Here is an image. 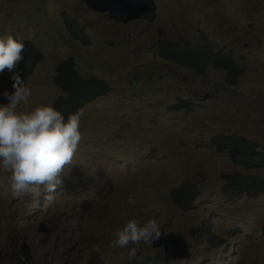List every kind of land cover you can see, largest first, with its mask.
<instances>
[{
  "label": "rangeland",
  "instance_id": "1",
  "mask_svg": "<svg viewBox=\"0 0 264 264\" xmlns=\"http://www.w3.org/2000/svg\"><path fill=\"white\" fill-rule=\"evenodd\" d=\"M154 3L151 22L122 23L80 0H0V35L30 41L43 55L24 78L29 107L61 94L55 66L69 57L81 76L111 87L82 107L81 138L57 188L13 196L0 170V264H21L15 252L24 240L34 252L29 264H141L163 251L151 241L137 242L134 257L131 242L113 247L114 228L129 218H155L173 246L178 234L190 244L188 257L169 264H264V194L228 198L221 190L223 173L264 176V168L236 165L211 144L218 133L238 134L264 150V0ZM62 12L83 28L86 45L69 37ZM201 32L244 67L236 84L213 66L200 77L161 56ZM9 76L0 71V90H12ZM185 182L199 196L180 210L171 193ZM42 220L47 234L38 232Z\"/></svg>",
  "mask_w": 264,
  "mask_h": 264
},
{
  "label": "clouds",
  "instance_id": "2",
  "mask_svg": "<svg viewBox=\"0 0 264 264\" xmlns=\"http://www.w3.org/2000/svg\"><path fill=\"white\" fill-rule=\"evenodd\" d=\"M23 48L24 43L19 37L0 35V71L9 70L12 89L0 90V97L6 100L0 102V170L8 173V187L13 196L38 194L41 186L47 190L57 188L62 182L61 172L71 162L81 138V109L65 115L50 103L28 106L31 89L17 71H12L16 62L22 59ZM42 223L46 232L39 231ZM40 225L38 232L49 233L46 221H40ZM159 235L160 226L155 218L142 223L129 218L114 228L110 244L123 248L131 242L134 246L128 247L127 251L129 257H134L137 242L149 243ZM24 243L32 254L25 263L29 264L34 252L26 240L20 249ZM18 250L15 253L20 262Z\"/></svg>",
  "mask_w": 264,
  "mask_h": 264
},
{
  "label": "trees",
  "instance_id": "3",
  "mask_svg": "<svg viewBox=\"0 0 264 264\" xmlns=\"http://www.w3.org/2000/svg\"><path fill=\"white\" fill-rule=\"evenodd\" d=\"M64 25H66L69 37L82 45L87 44V37L83 28L76 21L60 13ZM154 13L144 14L140 18L151 22ZM191 42H175L167 45V49L160 50L161 56L172 63L191 70L197 76H205L209 67L224 71L226 80L230 84H236L244 72V67L238 64L234 55L216 48L204 32L200 38ZM22 59L15 64V71L21 78L28 77L37 64L43 60L42 53L34 47L30 41H23ZM76 62L72 57L66 58L55 66L54 84L61 91L52 102V105L67 115L82 107L96 98L110 91V85L96 77H83L75 68ZM185 102V101H184ZM187 103V102H186ZM185 103V104H186ZM216 152L225 153L236 165L245 168H264V150L257 141L238 134L218 133L211 139ZM221 190L228 198L258 197L264 194V176L256 173H243L235 171L221 175ZM199 196V191L194 183L185 182L181 187L172 191V200L180 210H189L194 207V202ZM85 215L86 209L81 206ZM264 233V225H263ZM207 239L211 244L222 246V240L214 234L207 232ZM141 264H169L164 257L163 251L144 258Z\"/></svg>",
  "mask_w": 264,
  "mask_h": 264
},
{
  "label": "water",
  "instance_id": "4",
  "mask_svg": "<svg viewBox=\"0 0 264 264\" xmlns=\"http://www.w3.org/2000/svg\"><path fill=\"white\" fill-rule=\"evenodd\" d=\"M85 6L94 12L105 13L106 16L112 20L126 23L135 20L144 14L154 12L156 9L154 0H80ZM39 231L46 232L47 228L44 223L40 225ZM199 230V229H198ZM169 234V233H168ZM178 243L172 245L174 241L173 235L164 234L163 231L160 235L153 240H150L152 245L162 247L164 257L171 259L173 257H180L181 255L189 256L190 244L183 241L182 235H176ZM172 238H174L172 240ZM17 255L22 264H25L31 257V250L25 243L22 248L17 251Z\"/></svg>",
  "mask_w": 264,
  "mask_h": 264
}]
</instances>
